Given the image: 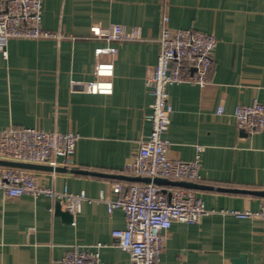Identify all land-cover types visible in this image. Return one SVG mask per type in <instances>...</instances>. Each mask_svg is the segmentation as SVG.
I'll return each mask as SVG.
<instances>
[{"label": "crops", "instance_id": "0c3cea01", "mask_svg": "<svg viewBox=\"0 0 264 264\" xmlns=\"http://www.w3.org/2000/svg\"><path fill=\"white\" fill-rule=\"evenodd\" d=\"M42 11L43 28L66 37L12 39L0 51V128L77 134L74 154L59 167L69 171L25 170L58 193H85L87 200L69 220L51 212L48 196L0 193V264H62L73 245L98 243L105 245V264H131L112 237L125 228V213H110L100 197L114 200L113 185L136 183L125 170L151 133L146 79L166 17L173 30L214 34L218 42L204 88L188 82L168 88V154L192 161L204 147L192 190L208 213L196 224L174 222L159 264H264V221L229 214L257 212L264 203V130L242 131L234 117L239 105H264V0H43ZM111 24L139 27L144 40L114 44L116 56L98 58L95 49L106 43L91 28ZM99 61L114 63L112 94L86 90Z\"/></svg>", "mask_w": 264, "mask_h": 264}, {"label": "built area", "instance_id": "2783aa9c", "mask_svg": "<svg viewBox=\"0 0 264 264\" xmlns=\"http://www.w3.org/2000/svg\"><path fill=\"white\" fill-rule=\"evenodd\" d=\"M43 0H0V51L7 50L12 39H56L66 36L42 26ZM164 19L159 38L160 52L153 71L147 76L146 87L153 97L151 133L140 141L136 156L127 164L126 174L133 177L165 179L175 182L200 181V162L204 147L198 146L192 161L174 160L168 154L165 135L171 123L173 107L170 103L169 86L188 82L204 88L214 67L217 38L214 34L194 29L173 30ZM92 36L106 43L95 49L96 57L116 56L119 49L114 44L143 41L141 28H127L111 24L107 28L93 26ZM96 79L86 84L91 94L113 93L114 63L97 62ZM218 114L224 113L220 106ZM234 117L238 128L250 134L264 130V105L254 101L236 107ZM79 136L73 132H46L36 128H0V160L48 165L59 168L66 165L75 152ZM0 193L4 198L29 195L34 198L48 196L53 200L54 213L57 201L70 212L79 213L87 200L85 193L75 195L65 190L56 192L40 183L33 173L20 168L0 166ZM116 199H106L101 192L100 200L106 202L111 213L121 209L126 216V226L112 231L115 245L127 252L131 264H159L165 250L167 233L174 222L196 224L208 211L203 199L194 190L184 187L166 189L151 183L113 185ZM238 218L264 221V203L257 212L232 211ZM103 243L94 246L73 245L62 259V264H105L101 258Z\"/></svg>", "mask_w": 264, "mask_h": 264}, {"label": "water", "instance_id": "95a60500", "mask_svg": "<svg viewBox=\"0 0 264 264\" xmlns=\"http://www.w3.org/2000/svg\"><path fill=\"white\" fill-rule=\"evenodd\" d=\"M0 166H5V167H13V168H20V169H32V170H50V171H69L67 169H63V168H52L51 166H44V165H37V164H29V163H19V162H12V161H5V160H0ZM132 180L136 183H155L157 185L160 186H176V187H184V188H188V189H194L197 188V184L196 183H192V182H175V181H169V180H165V179H154L151 180L150 178H141V177H133ZM264 193V192H262ZM62 204L60 201L56 202L55 205V210L56 213L62 216H65L67 219L70 220V218L72 217V214L69 210H66L65 212L62 211ZM239 264H243V262H239Z\"/></svg>", "mask_w": 264, "mask_h": 264}]
</instances>
